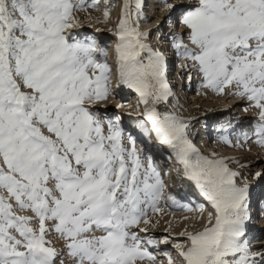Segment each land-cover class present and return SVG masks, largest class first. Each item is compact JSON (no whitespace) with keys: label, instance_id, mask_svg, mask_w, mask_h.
I'll use <instances>...</instances> for the list:
<instances>
[{"label":"snow or ice","instance_id":"1","mask_svg":"<svg viewBox=\"0 0 264 264\" xmlns=\"http://www.w3.org/2000/svg\"><path fill=\"white\" fill-rule=\"evenodd\" d=\"M100 3L0 0V264H65V255L73 264H164L150 249L169 238L140 225L161 212L165 182L121 117L93 110L111 95V69L94 38L71 31L82 26L77 13ZM142 7L122 3L119 82L138 95L137 130L170 150L215 213L202 231L181 233L176 257L161 255L167 264H264L245 238L250 185L239 186L223 158L202 155L190 122L167 109V60L139 28ZM180 23L174 48L189 81L195 72L201 88L246 101L256 118L244 138L264 147V0H188Z\"/></svg>","mask_w":264,"mask_h":264},{"label":"rangeland","instance_id":"2","mask_svg":"<svg viewBox=\"0 0 264 264\" xmlns=\"http://www.w3.org/2000/svg\"><path fill=\"white\" fill-rule=\"evenodd\" d=\"M149 1L146 3L145 0H142V18L139 23V28L141 31L145 32L152 30L149 32L150 35L147 42L161 51L164 56H166V54L172 50V47L175 50V38L179 35H182L185 31L180 23V20L182 13L185 10V6L188 4V0H158V3H152ZM108 2L113 3L110 8L109 18L107 23L103 26L101 25L100 27V25H97L95 22L104 21L103 11ZM192 2L194 3L195 0H192ZM122 3L123 0H107V3H105V0H101L99 11L89 8L87 12L77 13L82 25L80 28H84V31H79L80 28L71 30L77 39H84L86 37L94 38L97 45L105 50L106 55H98L97 58L101 62H106L109 65L111 69V78L113 77V71L116 77V86L119 87H124L125 85L121 84L119 79L117 81V72L119 74V68L118 64H116L117 62L115 63V61H117L115 47L118 43V37L114 34V30L118 24L121 14ZM167 3H172L175 5V7L173 9H169L167 7ZM145 5L148 7H145ZM155 5L156 9L154 8ZM88 13H91L90 17ZM145 15L150 17L147 18ZM87 29L89 31H87ZM99 30H104L105 32H109L111 34H109L108 38L104 40V38L102 39L101 35L94 32ZM171 32L172 34H170ZM184 42H188L186 36L184 37ZM163 45H166L169 51L168 53L166 47ZM174 55V57H171V59L168 60L169 63L167 62V65L171 66V69L167 72V78L168 83L172 88L173 96L169 98L166 107L168 110L175 112L181 118L190 122L189 138L196 148L199 149L202 155L207 156L208 151H214L216 153V151L218 152L222 150L233 154V156H236L233 158H225L221 157L224 155H219L212 156V158H223L231 170L239 173V176L236 178L237 184L239 186H243L245 183L250 185V213H253L252 220L246 224L245 238L247 239L249 246L253 251H264V229L259 227L264 222V177H256V173H264V147L256 144L254 137L250 140H245L244 138L245 132H251V124L256 118L254 115L255 112L252 111L253 109H249V112L246 113L243 112L247 102L234 95H231L227 89L225 90V94L219 95L213 93L211 90L201 88V80L198 74L195 72L192 73L191 81H189L186 70L181 66L187 62L177 56L176 50ZM107 57H110L109 59L111 62L108 63L109 59L107 60ZM112 62L115 63V68ZM175 82L177 83L176 86ZM137 101L138 95L132 90L129 91V95L127 94L124 99H122V96L119 94L117 89L114 93V86L111 82L110 97L107 99V101L99 102L93 105V110L98 111L101 116L105 117L119 115L121 117V126L126 132H131L136 138V146L139 149V145L141 143L143 147H146L147 145L145 144L144 136L141 135L135 127V121L138 118L140 111V109L137 108ZM195 101H197L198 104L206 105L207 107L214 106L219 103L222 105V107L225 106V109L220 116L209 117L204 113V111L200 110L201 107L197 108L198 104H195ZM106 102H110V105L105 106L104 108L99 107L103 106V104ZM120 102L123 104L122 107H118L121 106ZM188 106H192L193 108L190 110ZM128 112L133 113L135 116H128ZM105 127L107 126L105 125ZM233 127H236V130H234ZM137 134L141 137L137 138ZM225 141H230V143L228 144V142ZM148 145L151 149L156 146L155 148L157 149L154 151L158 155L157 158H155L156 160L159 158V156H163L162 160L166 165L172 163L171 165L175 167V172H173V175L170 173V178L173 180L175 187L180 189V192L170 190V193L167 190V192H165V198L161 200V212L159 214L150 213L151 223L149 225H140V227H147V235L151 238L158 240H162L165 236L169 238V242L167 244H160L158 248L150 249L157 254L158 259L163 260L164 264H167V258L161 254L167 251L170 252L173 257H176L177 250L173 245L176 243H182L184 240H186V237L183 239H177L170 233L154 234L152 233V229L163 222H169L167 219L169 218L170 220L172 216H184L185 213H187V207H189L191 210L196 209V207L200 209H204L205 207L209 208L210 211L207 213V215L209 218V213H213V221L215 213L210 202L202 196L194 182L189 181L183 175L182 169L178 173L177 169L179 168V165L175 161V158L172 156L170 150L164 146L156 144L154 141L151 144L148 143ZM144 153L145 158L150 157V155L153 154L152 151L148 149L144 150ZM245 160H251V162L246 163ZM160 173L162 174L161 176L165 182L166 177H164L162 172ZM185 189L186 195H182ZM168 195H171L173 199L169 201L167 199ZM185 199L188 201H185ZM189 200H194L197 204H193L192 201ZM183 201H185V208H175L176 205L181 204ZM256 209L257 213H254ZM202 221L203 218H201L199 221L196 220L188 222L185 220L182 223L171 221L170 227L174 229L176 226H178L176 227V230L178 229V231L181 232L183 229L187 228V232L195 233L203 230L204 227ZM141 235L145 234L141 233ZM52 240L55 242L54 246L57 248H60V246L61 248L63 247V242L56 240L54 233L52 235ZM64 258L65 264L70 262L72 263V260L66 255ZM177 264H179L178 261Z\"/></svg>","mask_w":264,"mask_h":264},{"label":"bare ground","instance_id":"3","mask_svg":"<svg viewBox=\"0 0 264 264\" xmlns=\"http://www.w3.org/2000/svg\"><path fill=\"white\" fill-rule=\"evenodd\" d=\"M152 3L154 2V3H158V0H150ZM145 2L147 3V0H145ZM108 5H113V3H110V2H108V4H107V6ZM157 5V4H156ZM156 5L154 6V8L156 9ZM145 7H148V6H146L145 5ZM144 7V8H145ZM111 8V7H110ZM147 18L148 17H150V16H148V15H145ZM97 25H100V27H101V25L103 26V25H105L107 22H104V21H99V22H95ZM110 26H112V25H110ZM84 28H80L79 29V31H84L83 30ZM86 30V29H85ZM87 31H89L88 29H87ZM152 30H149V32H151ZM94 32H96L97 34H99V35H101L102 36V39L104 38V40L105 39H107L108 38V35L109 34H111V33H109V32H105L104 30H99V31H94ZM170 34H172V32L170 33ZM165 44V43H164ZM111 46H113V45H111ZM164 46V45H163ZM113 47H115V46H113ZM164 47H166V45L164 46ZM163 47V48H164ZM164 50V49H163ZM166 50H167V53L169 52L168 51V49H167V47H166ZM172 50H174L173 49V47H172ZM111 51V50H110ZM111 53V52H110ZM109 53V54H110ZM106 57V56H105ZM110 58V57H109ZM108 57H107V60L109 59ZM166 58H167V62L169 63V61L168 60H170V58H169V55H167L166 56ZM106 59V58H105ZM109 62H111V60L109 59L108 60V63ZM117 62V61H116ZM115 62V63H116ZM113 64H114V68H115V63L114 62H112ZM112 64V65H113ZM117 64V63H116ZM171 69V66H168L167 65V72L169 71ZM112 70H115V69H112ZM118 71V70H117ZM181 72H185V71H181ZM112 74H113V77L111 78V82H112V84H113V86H114V93H115V91H116V89L118 90V92H119V94H121V96H122V99H124V97L128 94L129 95V91H131V89H127L126 88V86H124V87H119V86H116V77H115V74H114V72L112 71ZM168 74V73H167ZM117 75H118V78H117V81H118V79H119V74H118V72H117ZM177 85V83L175 82V86ZM113 89V88H112ZM127 89V90H126ZM172 89V88H171ZM174 89V88H173ZM126 90V91H125ZM133 91V90H132ZM112 92H113V90H112ZM128 92V93H127ZM127 93V94H126ZM227 101V100H226ZM222 102V101H221ZM121 103V102H120ZM195 104H198V102L197 101H195ZM110 105V102H106L105 104H103V106H99V107H101V108H104L105 106H109ZM121 105H123L122 103H121ZM189 107V109L191 110L193 107L192 106H188ZM198 107H201V109L200 110H202V111H204V113L205 114H207L209 117H211V116H214V117H217V116H220L221 115V113L224 111V109H225V106H223L222 107V105H220L219 103L218 104H216V105H214V106H210V107H207L206 105H200V104H198L197 105V108ZM196 108V107H195ZM252 111H256L255 109H253ZM243 112H245L244 111V109H243ZM249 112V111H248ZM246 113V112H245ZM128 114V116H135L133 113H131V112H128L127 113ZM130 114V115H129ZM207 116V117H208ZM234 128V130H236V127H233ZM135 133V132H134ZM136 134V133H135ZM141 136H139L138 134H137V138H140ZM142 139V138H141ZM144 140V139H143ZM145 141V144L147 145L146 147H148L149 148V145H148V143L146 142V140H144ZM229 144V143H228ZM140 147H139V150L140 149H143V145L142 144H140L139 145ZM146 147H144V148H146ZM156 147V146H155ZM152 148L153 150H151L152 151V153H153V155L154 156H158L157 155V153L156 152H154L155 151V149H157V148ZM151 149V148H150ZM143 153V152H142ZM155 153V154H154ZM208 154H207V156L206 157H210V158H212V156H219V155H224V156H221V157H225V158H233V157H236V156H233V154H231V153H229V152H225V151H216V153L213 151V152H207ZM210 153H212V154H210ZM144 154V153H143ZM145 155V154H144ZM205 156V155H204ZM238 157V156H237ZM153 162H154V160H152ZM245 162L246 163H249V162H251V160H245ZM160 164H164V163H162V162H160ZM172 163H169V164H165V167L163 168V167H158V169H159V171L160 172H168V173H172V175L174 174L173 172H175V167H173L172 165H171ZM162 175V174H161ZM177 175V174H176ZM165 185H166V187H165V189H166V191L165 192H167V190L169 191V193H170V190L171 191H177V192H180V189L179 188H177V187H175V184H174V182H173V180L170 178V179H166V181H165ZM175 193V192H174ZM168 196H171V195H168ZM172 197V196H171ZM170 201V200H169ZM185 201H188V200H186L185 199ZM185 201H183L181 204H179V205H176L175 206V208H185V204H184V202ZM189 201H192V203L194 204L195 203V201L194 200H189ZM195 204H197V203H195ZM188 208V210L186 211L187 213H185V215L184 216H172L171 217V219L169 220V218L167 219L169 222H163V223H161V224H159V225H157L156 227H154V229H152L153 230V232L152 233H154V234H157V233H162V234H164V233H170V234H172V236H174L175 238H177V239H183L185 236H181V233H184V232H187V228H185V229H183L182 230V232L181 231H178V229L176 230V227H178V226H176L174 229H172L171 227H170V223H171V221H176V222H179V223H182V222H184L185 220L186 221H188V222H190V221H199V220H201V218H203V227H206V226H208V215H207V213L210 211V209L209 208H207V207H205L204 209H200V208H197L196 207V209H189V207H187ZM255 209V208H254ZM259 209H260V207H259ZM258 209V210H259ZM253 213V212H252ZM252 213H251V218H250V220L248 221V222H250L251 220H252ZM214 222V221H213ZM260 225V224H259ZM259 227H262L263 229H264V222H263V224L261 225V226H259ZM171 228V229H170ZM262 243V242H261ZM53 244L55 245V242H53ZM60 248H61V246H60ZM68 264H73V261H72V263L70 262V263H68Z\"/></svg>","mask_w":264,"mask_h":264}]
</instances>
